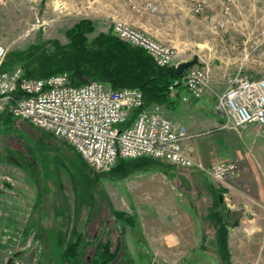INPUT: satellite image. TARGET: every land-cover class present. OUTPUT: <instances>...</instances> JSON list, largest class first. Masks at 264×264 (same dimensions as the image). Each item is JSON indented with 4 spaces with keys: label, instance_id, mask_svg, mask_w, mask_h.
<instances>
[{
    "label": "rangeland",
    "instance_id": "obj_1",
    "mask_svg": "<svg viewBox=\"0 0 264 264\" xmlns=\"http://www.w3.org/2000/svg\"><path fill=\"white\" fill-rule=\"evenodd\" d=\"M123 5L124 0H0V45L8 47L9 53L25 51L43 41H57L65 46L69 44L67 32L83 20L91 21L94 26L90 39L112 34L108 25L114 19L130 24ZM255 14L263 21L260 34L251 40L241 38L240 41L217 42L214 40L216 35H211L210 31L208 33L205 27L198 26L193 32L189 31L188 25L177 26L176 34L180 31L181 37L191 39V43L187 41L185 49L176 44L179 61H190L197 55L202 57L210 62L216 85L224 87L240 68L247 74L261 77L264 75V0L257 3ZM245 29L246 26L239 28L238 32L247 33ZM205 37L210 41L193 42ZM228 131L237 134L236 131ZM227 141H224L225 145L214 147L217 155L224 157L228 152L227 161L240 166L247 161H255L253 156L256 157V154L242 139L232 134ZM209 154L212 153L206 155ZM163 165L164 168L148 171L156 184H165L162 189L147 188L141 184L147 172L114 181L108 174L95 172L71 146L52 134L21 119H0V182H6L4 177L8 175L7 171H12L13 174L9 175L15 184L9 189L4 186L2 192L11 189L17 192L19 189L17 193L28 195H25L28 204L33 206L37 201L31 216L26 218V228L23 230L16 228V218L7 215L0 216V225L20 233L31 232L30 240L37 245L29 253L31 259L29 255L18 253L24 264H35L37 260L39 264H50L47 257L50 250L44 241L51 229H60L61 224L65 225L64 231L67 230L69 241L76 229L91 236L104 228L116 243L121 226L111 213L120 211L138 217L135 228H122L125 241L126 235L130 237L132 233L137 240L141 235L145 241L146 237L156 239L158 236L156 244H153L157 248L153 246L152 249L144 244L139 250L131 239L129 253L138 264H175L176 261H185L183 259L188 260L182 264H190L188 250L164 246L163 241H159L160 232L175 236L180 231L193 232V212L197 216L198 239L201 228L204 231L202 220L212 202L208 197V179L194 173L197 172L194 170L180 168L176 173V167ZM190 181L197 183V189ZM100 204H103L101 209ZM212 247H216L215 243ZM34 252L37 254L32 258ZM204 259L197 264H205ZM212 264L220 263L214 261Z\"/></svg>",
    "mask_w": 264,
    "mask_h": 264
},
{
    "label": "built area",
    "instance_id": "obj_2",
    "mask_svg": "<svg viewBox=\"0 0 264 264\" xmlns=\"http://www.w3.org/2000/svg\"><path fill=\"white\" fill-rule=\"evenodd\" d=\"M233 3L226 0L227 14ZM146 8L155 10L152 5ZM203 9V3L196 5V12ZM212 28L224 30L226 24L218 21ZM108 29L120 41L145 51L158 67L177 68L188 62L179 61V51L171 44L158 41L124 20L114 19ZM8 53V47L0 45V115L10 111L15 118L63 140L95 172H112L120 159L147 157L200 171L218 188L226 186L229 178L241 177L236 162L207 164L191 154L185 148L191 139L188 127L167 119L160 105L147 107L139 89H113L98 81L76 86L69 73L28 78L21 66L2 70ZM190 61L195 65L174 82L171 92L184 88L192 98L201 99L214 92L213 70L210 62L198 55ZM215 110L224 117L227 130L242 132L255 126L264 131V75L255 77L238 69L224 91L217 94ZM4 181L0 182V216L8 215L2 208L4 203L13 205L3 198L2 189L15 184L9 174ZM23 250L22 234L0 225V264H24L18 256Z\"/></svg>",
    "mask_w": 264,
    "mask_h": 264
},
{
    "label": "crops",
    "instance_id": "obj_3",
    "mask_svg": "<svg viewBox=\"0 0 264 264\" xmlns=\"http://www.w3.org/2000/svg\"><path fill=\"white\" fill-rule=\"evenodd\" d=\"M258 2L259 0H234L231 13L229 14L225 12L226 0H124L123 8L125 17L137 29L152 35L160 42L171 44L175 48L177 44L181 49H185L187 41L191 43V39L181 37L179 30H177L179 33L177 32L176 34L177 26L188 25L189 31L194 30L193 32L198 26L205 27L208 33L210 31L211 35L212 33L216 35L214 40L217 42L240 41L241 38L243 40H251L259 35L263 20L256 18L255 12ZM198 3L204 4L203 11L199 13L195 10ZM248 3H250L251 7ZM147 5H152L155 10H148L146 8ZM218 21L225 22L226 29L214 31L212 27ZM244 26H246L245 32L247 33H239V28ZM206 37L198 40L194 39L193 42H209L210 40ZM180 51L182 52V50ZM216 72L218 73L217 70ZM213 78L212 88L214 92L208 93L201 99L192 98L190 93L184 88L172 93L170 95L172 104L168 108H163L164 115L170 121L184 124L188 127L191 139L185 144V148L205 163L233 162L227 161L229 160L228 152H225L226 154L222 157L217 155L214 148L219 145H225L224 141L228 140L229 135L233 134L250 145L256 154V157L253 156L255 161H247L242 163L241 166L239 164L242 171L239 179L229 178L226 181V186L218 188L215 182L208 178V186L223 190L221 201H223L230 212L236 213L240 217L237 225L229 227L228 242L232 264H264V131H259L255 126H251L242 132H237V135L224 128L225 119L216 112L215 105L217 94L223 92L226 87L216 85V79L214 76ZM184 98H187V100L184 101ZM226 144L228 145V141ZM208 153L212 154L207 156L206 154ZM76 154L80 157L78 153ZM178 169L180 168L176 167V173L179 171ZM7 172H11L7 174H13L12 171ZM147 173H145L141 184L147 188L162 189L165 187L163 182L156 184L155 179L149 176L150 172ZM156 180L158 181V179ZM190 184L196 188L197 183L195 181L193 183L190 181ZM12 187L11 184L6 185L8 189ZM196 189L194 190L195 192L197 191ZM17 192H19V189H17ZM17 192L16 189L2 192L3 198L13 204L10 207L7 203H4L2 208L8 214V217L16 218L17 222L14 223L16 228L19 230L22 228L23 230L26 228V218L31 216V211L37 201L31 206L26 202L27 198L25 195H28ZM133 218L137 223L138 217L134 216ZM191 218L194 223L193 232L186 231L183 233V231H180L176 236L160 232L162 235L159 241H163V245H167L170 249H187V257L191 259L190 264H197L203 257L206 261L205 264H212L214 261L218 263L217 258L212 253H208L202 248L204 245L203 228H201L199 237L196 239V214L191 212ZM25 232H21L24 246L22 256L29 255L31 259L29 253L35 250L37 243L30 240L31 232L29 234H25ZM139 237L140 240H137L134 233L130 237L126 235L128 250H131V239H133L136 248L139 250H142L144 244L151 249L155 246L157 248V245L153 244L155 241L157 242L158 236L156 239L153 236L146 237V241L141 235ZM207 245L212 247L214 241L210 239ZM36 254L34 252L32 258ZM183 260L186 261L188 259ZM181 261H176L175 264L185 262ZM35 262L39 264L38 260Z\"/></svg>",
    "mask_w": 264,
    "mask_h": 264
},
{
    "label": "trees",
    "instance_id": "obj_4",
    "mask_svg": "<svg viewBox=\"0 0 264 264\" xmlns=\"http://www.w3.org/2000/svg\"><path fill=\"white\" fill-rule=\"evenodd\" d=\"M93 31L92 22L83 20L67 32L68 45L43 41L25 51L8 53L2 70L11 71L21 66L28 78L69 73L76 86L98 81L113 89L137 88L142 91L147 107L160 105L168 108L172 104L171 87L180 78L176 68L158 67L145 51L120 41L113 34L90 39L89 35ZM3 118L17 119L10 111L0 115V119ZM163 163L175 167L164 160L147 157L120 159L108 175L114 181H121L135 173L164 168ZM196 173L207 177L200 171ZM207 189L212 202L202 220L205 233L202 248L215 255L220 264H232L229 227L237 225L240 217L230 212L221 201L223 190L209 186ZM101 208L103 204H100ZM111 214L121 226L116 243L112 241L111 233H107L104 228L91 236L76 229L69 241L67 230L64 231L65 225L61 224L60 229H51L44 241L50 250L47 255L50 264H137L129 253L122 229L135 228V219L120 211H112ZM210 239L214 241L215 248L207 245Z\"/></svg>",
    "mask_w": 264,
    "mask_h": 264
},
{
    "label": "water",
    "instance_id": "obj_5",
    "mask_svg": "<svg viewBox=\"0 0 264 264\" xmlns=\"http://www.w3.org/2000/svg\"><path fill=\"white\" fill-rule=\"evenodd\" d=\"M195 61H188V62H185V63H182L180 64L177 68H176V72H177V75L179 77H181L185 71L187 69H189L190 67H192L193 65H195Z\"/></svg>",
    "mask_w": 264,
    "mask_h": 264
}]
</instances>
